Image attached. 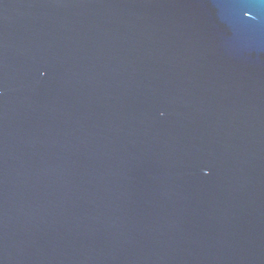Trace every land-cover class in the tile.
Segmentation results:
<instances>
[{"label": "water", "instance_id": "obj_1", "mask_svg": "<svg viewBox=\"0 0 264 264\" xmlns=\"http://www.w3.org/2000/svg\"><path fill=\"white\" fill-rule=\"evenodd\" d=\"M0 264H264V0H0Z\"/></svg>", "mask_w": 264, "mask_h": 264}]
</instances>
